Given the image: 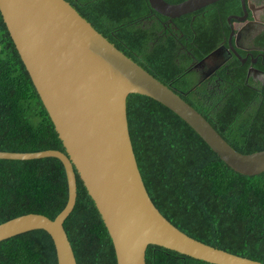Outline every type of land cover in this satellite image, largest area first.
Returning <instances> with one entry per match:
<instances>
[{"label": "trees", "instance_id": "16d2710c", "mask_svg": "<svg viewBox=\"0 0 264 264\" xmlns=\"http://www.w3.org/2000/svg\"><path fill=\"white\" fill-rule=\"evenodd\" d=\"M68 1L120 50L195 107L236 150L264 149V85L260 93L254 91L248 66L237 61L234 70L220 71L225 78L220 85L211 77L200 81L191 69L193 60L214 47L221 22L242 13L240 0L216 1L205 13L195 11L197 19L184 14L177 22L186 36L163 38L157 37L159 19L149 16L147 0ZM260 42L264 46V37ZM258 67L264 72V63ZM127 116L142 178L160 212L202 242L264 262V171L245 175L234 170L186 121L150 96L129 94ZM45 149L66 151L0 11V150ZM67 200L60 159H0V223L30 212L53 219ZM64 228L77 264H117L110 234L78 173L76 204ZM200 262L158 245L146 250V264ZM0 264H58L54 241L43 229L4 239Z\"/></svg>", "mask_w": 264, "mask_h": 264}, {"label": "water", "instance_id": "95a60500", "mask_svg": "<svg viewBox=\"0 0 264 264\" xmlns=\"http://www.w3.org/2000/svg\"><path fill=\"white\" fill-rule=\"evenodd\" d=\"M219 0H149L170 19ZM246 0H240L247 17ZM0 11L66 151H3L0 159L56 157L65 167L68 200L50 218L26 213L0 223V241L43 229L52 237L58 264H77L64 221L77 199V173L110 234L117 264H146L150 244L208 264H264L202 242L172 224L145 186L129 132L127 98L150 96L186 121L234 170L264 171V149L236 150L189 102L98 31L68 0H0Z\"/></svg>", "mask_w": 264, "mask_h": 264}, {"label": "flooded vegetation", "instance_id": "af4514ba", "mask_svg": "<svg viewBox=\"0 0 264 264\" xmlns=\"http://www.w3.org/2000/svg\"><path fill=\"white\" fill-rule=\"evenodd\" d=\"M147 2L149 3V0ZM245 5H247V17L244 20L234 18V16L244 15L242 5L241 14L232 13L228 15L227 19L221 22V27L215 31L216 38L212 50L203 58L193 60L191 69L197 73L200 81L211 77L212 80H215V85H220V81L225 79L221 76L220 71L234 70L238 66V61L241 66H248V70L253 75L250 77H254L250 86L254 87V91L260 93L261 87L264 85V72L258 67L260 62L264 63V46L261 42L259 43V40L264 37V0H246ZM150 8L151 14L149 16L159 19L158 26L161 28L156 32L158 38L166 37L168 34L170 36L173 33L186 36L177 22L181 16L170 19L162 14L165 17L159 18L160 13L154 10L151 5ZM199 10L205 13L206 9L203 7ZM190 14H192L193 19H197L198 14L195 11ZM194 33L197 34V31ZM186 38L188 39V37ZM182 46L184 45L182 44Z\"/></svg>", "mask_w": 264, "mask_h": 264}, {"label": "clouds", "instance_id": "9594fccd", "mask_svg": "<svg viewBox=\"0 0 264 264\" xmlns=\"http://www.w3.org/2000/svg\"><path fill=\"white\" fill-rule=\"evenodd\" d=\"M246 7H247V5H246Z\"/></svg>", "mask_w": 264, "mask_h": 264}]
</instances>
